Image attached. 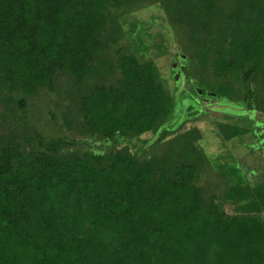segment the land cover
Wrapping results in <instances>:
<instances>
[{"label":"trees","instance_id":"trees-1","mask_svg":"<svg viewBox=\"0 0 264 264\" xmlns=\"http://www.w3.org/2000/svg\"><path fill=\"white\" fill-rule=\"evenodd\" d=\"M154 4L202 116L129 40ZM214 111L264 149V0H0V264H264V174L211 163Z\"/></svg>","mask_w":264,"mask_h":264},{"label":"rangeland","instance_id":"rangeland-1","mask_svg":"<svg viewBox=\"0 0 264 264\" xmlns=\"http://www.w3.org/2000/svg\"><path fill=\"white\" fill-rule=\"evenodd\" d=\"M164 11L165 10L163 9H159L155 4L138 9V11L128 16L129 18L135 20V26H130V29L129 25L126 23L124 27L127 30L130 41V33H133L132 38L134 39L133 42L135 49H139L142 45V42L146 43V45L149 47V51L143 50L141 52L143 58L154 59L161 68V71L163 72V77L165 78L168 87L171 89L172 93L177 98L178 103L176 104V107L178 112L185 113L188 110H193L191 114H199L202 116L204 114L203 112L205 111V109L201 105L202 102H200L199 96L192 90L191 85L187 82V79L185 78V76H183V73H181V69H179V67L175 65L176 61H173V56L177 51V42H174L173 45L170 44L168 48L165 47L166 36L162 30L165 28V25L167 23L163 18L164 16H166ZM153 14L155 15V17L151 20L150 17ZM144 20H149L147 26L142 23V21ZM155 32L157 33L155 34ZM150 34H152V36H150ZM170 37H172V39L174 40L173 35H170ZM125 40L127 42L129 41L128 38H126ZM174 65L176 67H173ZM179 74L182 76L179 81H176L175 78L178 77ZM56 100H58L57 95L51 96L46 95L45 93H41L39 97L32 99V105L30 106V109H28L26 112L29 122L34 123L33 119H37L38 121H35L36 123L34 124L39 126L38 128L45 129V127H47V131L49 132L55 130L54 126L52 125V121L49 125L46 126L47 119L45 120V122L44 118L50 109L54 110L53 107ZM217 107L221 108V106L219 105H211L209 108L213 109ZM228 110L229 108H226L223 113H228ZM54 112L58 116L59 122L62 121L59 112L57 110ZM223 113L221 111H214L212 112V115L204 117V119L197 122V124L203 130V138L200 140V143L204 147L205 151L209 154L211 163H215L217 168H219V165L224 163H228L229 166L231 164L232 166L233 164H235V166L238 168V174L246 172L247 169L250 168L254 170L252 172H256L263 175L264 149H262V147L261 150L259 145H252L250 144L248 139H242V137H238V139H234V141L231 140L229 142L222 143L221 137L217 133L218 128L212 120L226 122L230 121L229 119H226L224 117L225 114ZM230 113L234 112L231 111ZM48 117L51 119L50 116ZM58 125H56L58 130L64 129L60 123ZM150 135L151 133L144 134L143 137H147ZM116 139H108L107 142L113 143V141H118ZM253 142L256 143V141L254 140ZM82 144L90 145L92 148L98 149L103 143L97 141H89L87 144L85 140H82ZM219 154H228V157L225 158L221 156L217 159V156Z\"/></svg>","mask_w":264,"mask_h":264}]
</instances>
